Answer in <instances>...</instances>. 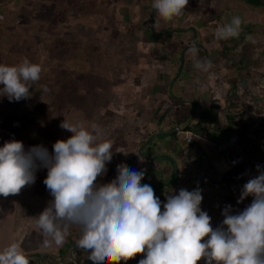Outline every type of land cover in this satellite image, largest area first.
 Masks as SVG:
<instances>
[{"label":"crops","instance_id":"crops-1","mask_svg":"<svg viewBox=\"0 0 264 264\" xmlns=\"http://www.w3.org/2000/svg\"><path fill=\"white\" fill-rule=\"evenodd\" d=\"M109 1L106 2L109 9L105 13L112 18L110 24L102 27L106 32L98 38L99 28L95 27L84 37V42L78 41L79 47H96V53L90 55L89 61L95 63L92 78L96 80L99 77L100 82H91L90 129L94 124L99 125L103 135L98 142L107 140L113 145V158L106 165V174L98 177V182L106 184L112 181L117 175V165L124 164L144 172L141 183L151 185L162 204L166 202V193L178 194L180 189L192 191L194 186H200L203 191V178L201 181L193 179L194 173L204 171V174L213 173L214 177L218 175L214 169L215 162L221 157L218 145L233 134L239 135L241 148L252 149L257 158L264 161L261 159L263 152L259 155L256 145L242 143L244 138L255 141L257 136L264 140V129L257 133L261 124L264 126V117L249 119L245 113L237 115L235 103L238 84L252 76V68L256 65L253 58L247 64L239 61L248 41L244 30L260 20V23L264 22V7L251 6L241 0L239 4H246L247 12L230 9L205 21L202 9L198 10L199 6L192 8L194 0H190L182 16L168 22L161 21L158 27H154L153 0H138L133 6L128 0ZM94 12L88 17H92ZM259 14L261 18L257 17ZM234 16L241 17L243 21L239 37L217 40L216 28L229 23ZM123 19L129 22L123 23ZM200 21L205 22L204 26ZM90 22L93 21H87V24ZM119 23L123 25L114 28ZM117 31L120 36H115ZM195 45L200 48L194 58L188 49ZM84 55L87 54L78 55L76 59L83 61ZM102 55L106 58L105 65H108L105 73L98 70ZM196 59L210 62L211 68L207 72L194 68ZM78 78L85 79L82 75ZM85 88L79 89L80 103L87 101ZM101 94H107L109 102L102 103L99 99ZM211 109L214 112L208 119L205 115ZM232 116L234 119L230 120ZM200 122L201 126L196 129ZM181 129H184L182 133L178 131ZM184 132L194 135L191 143L185 140ZM246 169V166L240 167L220 177H233L235 172ZM255 171L257 168L248 170ZM61 249L58 248L59 252ZM85 254L83 250L76 249L77 259L83 260ZM138 256L143 254L120 264H139ZM55 258L68 261L61 253Z\"/></svg>","mask_w":264,"mask_h":264},{"label":"clouds","instance_id":"clouds-1","mask_svg":"<svg viewBox=\"0 0 264 264\" xmlns=\"http://www.w3.org/2000/svg\"><path fill=\"white\" fill-rule=\"evenodd\" d=\"M188 3L153 0L154 27L182 16ZM242 23L241 17L234 16L216 28L215 38H238ZM197 51L196 47L188 49L194 58ZM194 68L207 72L211 63L196 59ZM41 72L39 64L27 59L14 66L0 64V97L10 102L27 99L29 82L39 81ZM60 127L72 135L57 140L51 153L43 145L25 150L17 140L0 147L2 197L19 194L35 183L38 169H47L43 183L53 199L32 218L46 237L45 247L62 246L69 227L75 225L80 229L76 247L92 264H120L140 254L139 264H198L202 259L205 264H264V171L259 166L237 201L251 197V203L236 212L231 205L225 206L222 224L213 228L210 215L201 208L199 187L173 192L162 204L152 186L141 183L144 172L124 164L117 165L112 181L100 184L98 177L106 174L113 158L112 143L98 142L103 135L99 125H92L90 131L83 124L64 120ZM38 261L30 262L18 244L0 251V264H42Z\"/></svg>","mask_w":264,"mask_h":264},{"label":"rangeland","instance_id":"rangeland-1","mask_svg":"<svg viewBox=\"0 0 264 264\" xmlns=\"http://www.w3.org/2000/svg\"><path fill=\"white\" fill-rule=\"evenodd\" d=\"M128 1L133 6L137 5L138 0ZM195 1L196 3H194ZM262 1L264 2V0ZM106 2L110 1L0 0V31L10 30L9 33L4 34L7 38H0V64L14 66L27 59L42 67L39 81L29 82L30 93L27 99L10 102L6 96L0 97V147L7 141L17 140L24 144L25 150L43 145L51 153L52 146L57 140H67L72 135L60 127L64 120L72 124H83L86 129L91 131L88 122L89 98L90 96L92 98L93 95L91 82L99 83L100 79L99 77L96 80L92 78L95 63L89 61V58L92 53H96V47L83 45L76 47V55L73 53L71 55L66 51L68 47H72L68 45L70 41L84 42V37L90 31L95 30V27L99 28L98 38L106 32L102 27L110 24L112 18V15L105 13L109 9V6L106 7ZM239 2L241 0H203V2L194 0V5L191 4L192 8L199 6L198 10L202 9V19L206 21L215 18L219 12H227L230 9L241 10L244 13L248 7L244 3L239 4ZM93 10L96 12L92 17H88ZM122 13L126 14L123 11ZM257 17L261 18V14ZM87 21L93 22L87 24ZM126 22L129 21L123 19V23ZM260 22L261 20L258 23ZM113 23L115 22L113 21ZM200 23L201 26L205 24L203 21ZM119 25L123 24L114 25V28H120ZM86 26H88V30H86ZM115 33V36H120L119 31ZM78 51L87 54L84 55L83 61L76 59L78 55H81ZM100 53L98 52V55ZM104 59L106 58L102 55L101 61L99 60L101 65L98 64V70L102 73H105L108 68ZM76 66H78V71H76ZM73 74L76 75V78L73 77ZM81 75L85 79L78 78ZM0 87L3 86L0 85ZM82 87L85 88L88 96L87 101L79 104L81 101L79 89ZM45 88L47 91H44ZM75 92L76 98L73 95ZM99 99L102 103L109 102L107 94L99 95ZM99 99L97 100L99 101ZM34 103H38V105ZM84 103H86L85 106ZM99 105L100 103H97V106ZM259 138L257 136L251 144L244 138L242 143L246 145L255 143L256 148L260 151L259 155L263 152L261 159L264 160V148L262 147L264 140ZM261 171H264V168H261ZM256 172L245 170L244 172H235L233 177L229 175L223 178L220 177L222 174L214 177L213 173L196 172L197 176L193 179L197 180L198 178L200 179L198 181H201L203 178L202 181L205 184L202 187L203 193H205L203 199L204 196L206 198L201 208L210 215L213 228L222 224V212L225 206L231 205L232 211L236 212L243 210L251 203V197L246 198L242 203H237V201L240 198L243 185L250 178L255 177ZM46 176L47 169L40 168L36 172L34 184L25 186L19 194L10 195L7 198L0 196V251L11 244H18L20 250L28 258H34L37 253H41L42 256L52 254L56 256L62 253L64 257L68 253L71 257V251L76 247V239L80 235V229L77 226L69 227L65 243L62 246H56L53 243L51 246L45 247L46 237L32 219L38 216L53 199L43 183ZM196 188L194 186V189ZM59 247L62 248L61 252L58 250ZM74 256H76V251ZM139 258L142 259L143 256ZM198 264H205V261L202 259Z\"/></svg>","mask_w":264,"mask_h":264},{"label":"built area","instance_id":"built-area-1","mask_svg":"<svg viewBox=\"0 0 264 264\" xmlns=\"http://www.w3.org/2000/svg\"><path fill=\"white\" fill-rule=\"evenodd\" d=\"M256 59L258 63L252 68V76L238 84L235 101L237 113H245V116L249 115V119L264 117V53L257 52ZM184 135L188 143L193 141L194 135L191 132H184ZM239 144V135L233 134L218 145L221 157L214 164L218 174L244 166L249 169L259 166L260 171L264 168V161H260L252 149H243ZM256 173L258 174V170Z\"/></svg>","mask_w":264,"mask_h":264},{"label":"trees","instance_id":"trees-1","mask_svg":"<svg viewBox=\"0 0 264 264\" xmlns=\"http://www.w3.org/2000/svg\"><path fill=\"white\" fill-rule=\"evenodd\" d=\"M244 1H246L247 3H249L251 6H255V7H259V8H261V7L263 8L264 7V2H262V0H244ZM10 28L12 29V27H10ZM9 32H10V30H8V29L7 30L5 29L3 31H0V38H7V37L4 36V34L5 33H9ZM244 32L248 36V41L245 44L246 47L244 48V51L241 53V55L239 57L240 58L239 61H241L242 63H245L246 61L248 63V61H249V63H251L252 62V58H253V62H256V64H257L258 63V60L256 59L257 52L262 53V54L264 53V22L263 23H258V24L254 23L252 25H248L245 28ZM68 45L69 46H72V47H68L67 46L68 48H67V51L66 52L70 53L71 55H72V53L76 55V52H77V50H76L77 48L76 47H79V43L76 40H72V42L70 41L68 43ZM78 53H80V52L78 51ZM80 54H83V53H80ZM73 77L76 78V75L73 74ZM73 85H74V82H73ZM73 95L76 98V96H75L76 95V92ZM73 101H76V99H73ZM34 104L38 105V103H34ZM79 104H80V102H79ZM234 106H235V104H234ZM213 112H214L213 109H211V111H209L207 113V116L205 115V117L208 118V119H210V117L213 115ZM238 114H240V113H237V115ZM232 119H234L233 116L231 117L230 120H232ZM202 120H203V118H202ZM201 124H202V122H200L198 125H196L195 126L196 129L199 128L201 126ZM231 128H232V126L230 127V129ZM262 128L264 129V126L263 125H261L258 128V130H259L257 132L258 134L260 133V131H261ZM252 142H253V139L248 140V143L251 144ZM254 145H255V143H254ZM262 147L264 148V144L262 145ZM257 152H259V151L257 150ZM202 194H203V191H202ZM138 257H140V256H138ZM129 264H131V262Z\"/></svg>","mask_w":264,"mask_h":264},{"label":"flooded vegetation","instance_id":"flooded-vegetation-1","mask_svg":"<svg viewBox=\"0 0 264 264\" xmlns=\"http://www.w3.org/2000/svg\"><path fill=\"white\" fill-rule=\"evenodd\" d=\"M35 255H36V257H34V258H28L27 257L30 262H39L38 260H42V264H52L55 261H64V262H66L68 264H74L73 261L70 260L71 257H69L68 253H66V259H68V261L67 260L65 261L63 259L62 260H60V259L57 260L55 257L58 256V255L55 256L53 254H52V256H50V255H44V256H42L41 253H37ZM62 257H64V256L62 255ZM77 260H78L79 264H92L91 261H89V260L86 259V256H85V258L83 260H79V259H77Z\"/></svg>","mask_w":264,"mask_h":264},{"label":"water","instance_id":"water-1","mask_svg":"<svg viewBox=\"0 0 264 264\" xmlns=\"http://www.w3.org/2000/svg\"><path fill=\"white\" fill-rule=\"evenodd\" d=\"M194 47H196L197 49L200 48L198 45H195ZM178 131L181 132V131H184V129H181V130H178ZM178 131H175V133H177ZM177 178H178V175L176 174V175H175V179H177ZM153 186H154V187H158V186H155V184H153ZM166 195L168 196L167 193H166ZM76 248H77V247H74V248L72 249L70 256H71V260L73 261L74 264H79V262H78L76 259H74V257H73V253H74V251L76 250ZM52 264H67V263H65L64 261H55V262H53Z\"/></svg>","mask_w":264,"mask_h":264}]
</instances>
